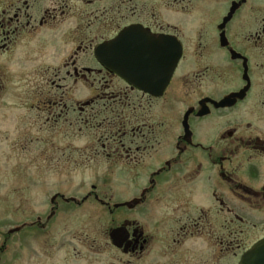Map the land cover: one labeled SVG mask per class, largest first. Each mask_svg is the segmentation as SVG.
Here are the masks:
<instances>
[{"label":"flooded vegetation","instance_id":"af4514ba","mask_svg":"<svg viewBox=\"0 0 264 264\" xmlns=\"http://www.w3.org/2000/svg\"><path fill=\"white\" fill-rule=\"evenodd\" d=\"M173 60L162 91L118 74L149 70L154 87ZM27 103L50 166L115 168L126 186L113 205L97 186L57 192L48 221L99 212L106 245L148 264H220L264 241V0H0V111Z\"/></svg>","mask_w":264,"mask_h":264},{"label":"rangeland","instance_id":"374dc122","mask_svg":"<svg viewBox=\"0 0 264 264\" xmlns=\"http://www.w3.org/2000/svg\"><path fill=\"white\" fill-rule=\"evenodd\" d=\"M88 95L89 88L76 87V98ZM30 105L24 104V114L0 111V264H148L147 260L128 262L131 259L106 245L107 227L99 212L66 206L69 210L64 207L47 220L50 199L57 192L81 199L97 186L95 192L113 205L121 200L126 186L117 187L115 168H68L61 162L50 166L53 161L42 158L46 134L31 126L38 127L45 116ZM88 136V131L77 135L75 147L86 143ZM235 253L236 257L231 253L220 264H238L242 249Z\"/></svg>","mask_w":264,"mask_h":264},{"label":"water","instance_id":"95a60500","mask_svg":"<svg viewBox=\"0 0 264 264\" xmlns=\"http://www.w3.org/2000/svg\"><path fill=\"white\" fill-rule=\"evenodd\" d=\"M118 41V40H117ZM115 41V42H117ZM116 44V43H115ZM114 44V45H115ZM99 51H103V48H101ZM98 58H102L103 53L98 52L97 53ZM174 58V56H173ZM141 62V60H139ZM176 61L173 60L171 69H168L166 71V79L163 80L164 82L157 86L150 87L148 86L149 80L151 78V72L149 70H144V69H138L136 71H119L118 74L123 76L129 83L131 84H139L138 87L145 92H153V91H162L164 88L167 86L170 76L173 74L175 66H176ZM142 80V82L140 81ZM145 82L146 85L143 83ZM120 230L114 231L113 234H111V239L113 241V244L117 246L118 248H121V244H119V236L118 233ZM239 264H264V241H261L257 243L253 248H251L249 251L245 253V255L242 257L241 261Z\"/></svg>","mask_w":264,"mask_h":264}]
</instances>
